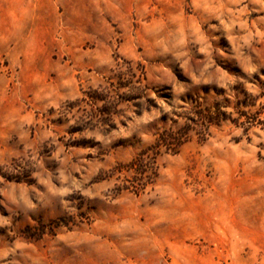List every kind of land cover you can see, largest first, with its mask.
I'll return each mask as SVG.
<instances>
[{
	"label": "rangeland",
	"instance_id": "1",
	"mask_svg": "<svg viewBox=\"0 0 264 264\" xmlns=\"http://www.w3.org/2000/svg\"><path fill=\"white\" fill-rule=\"evenodd\" d=\"M125 60L152 105L83 125L67 103ZM263 83L264 0H0V264H264L261 126L193 124L129 167Z\"/></svg>",
	"mask_w": 264,
	"mask_h": 264
},
{
	"label": "trees",
	"instance_id": "2",
	"mask_svg": "<svg viewBox=\"0 0 264 264\" xmlns=\"http://www.w3.org/2000/svg\"><path fill=\"white\" fill-rule=\"evenodd\" d=\"M264 85V83H263ZM150 84L144 65L140 62L125 60L118 62L117 71L108 81V85L99 88H91L84 95L74 101L67 103V110H77L81 112L80 120L83 125H95L103 123L112 125L113 115L120 112L119 106L123 102H134L138 113L144 109H149L152 99L148 95ZM262 98V99H261ZM242 107L235 108V115H229L227 111L220 107L212 109H198L187 117L188 121L178 130H163L152 146V152H142L130 163L129 167L136 172L146 176L155 173L154 164L156 157L165 149L168 153H177L178 148L189 139L190 130L194 125H199L202 129H197L201 135L208 134L207 127L212 123H219L223 120H230L244 130L259 125L264 129V89L257 95H247L240 100ZM89 106V108H88ZM200 130V131H199ZM75 130H71L73 132ZM150 171V173H148ZM151 177V176H150ZM143 185L145 184L142 183ZM138 190V186L132 185ZM129 188V187H128Z\"/></svg>",
	"mask_w": 264,
	"mask_h": 264
}]
</instances>
